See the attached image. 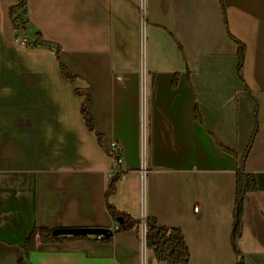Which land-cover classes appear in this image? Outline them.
I'll list each match as a JSON object with an SVG mask.
<instances>
[{
    "label": "crops",
    "instance_id": "crops-1",
    "mask_svg": "<svg viewBox=\"0 0 264 264\" xmlns=\"http://www.w3.org/2000/svg\"><path fill=\"white\" fill-rule=\"evenodd\" d=\"M16 1L0 0V264L36 225L114 232L40 243L32 264H165L141 227L116 232L107 203L180 227L188 264H238L241 167L256 188L235 242L243 264H264V0H27L25 38L52 48L15 38Z\"/></svg>",
    "mask_w": 264,
    "mask_h": 264
},
{
    "label": "trees",
    "instance_id": "trees-1",
    "mask_svg": "<svg viewBox=\"0 0 264 264\" xmlns=\"http://www.w3.org/2000/svg\"><path fill=\"white\" fill-rule=\"evenodd\" d=\"M27 12V0H17L15 4L10 7L9 14L12 18L15 28H21L26 31V23L24 14ZM26 40V39H25ZM24 40V41H25ZM27 42V40L25 41ZM28 45L42 46L47 44L52 48L47 41L37 39L34 42L28 41ZM240 62L238 65V74L244 79V46L240 44L239 47ZM60 68L62 73L73 79L74 75L68 71L63 62L60 61ZM89 101L86 98L82 104L81 111L84 116L87 127L95 131L99 140L101 139L100 133L96 130L95 122L92 115L87 111L85 104ZM196 118L202 123V118L198 108L195 110ZM225 151L235 154L229 148L222 147ZM246 154V153H245ZM119 174H115L110 184L107 194L114 192L115 182L119 178ZM256 188V179L253 173L241 167L236 174V192H235V206L233 211V245L238 255V264H243L244 258L237 248L236 238L241 232V222L244 209V196L246 192ZM107 208L112 219L117 223L116 232L126 230L139 231L141 223L144 221L146 225L145 241L147 248L154 252L158 261L165 264H188L190 258V250L185 241L184 233L180 227L173 225L161 224L153 216H146L144 219L141 217L136 218L126 211L117 209L114 205L107 203ZM80 238H89L88 235H70V236H55L52 234V228L47 226L36 225L30 235L27 237L23 244V255L17 264H32L29 258L30 252L36 250L40 243H48L54 241L74 240ZM94 240H107L111 241L112 236L109 237H94Z\"/></svg>",
    "mask_w": 264,
    "mask_h": 264
},
{
    "label": "water",
    "instance_id": "water-1",
    "mask_svg": "<svg viewBox=\"0 0 264 264\" xmlns=\"http://www.w3.org/2000/svg\"><path fill=\"white\" fill-rule=\"evenodd\" d=\"M111 227L87 226V227H57L52 229L55 236L70 235H96L97 237H109L113 235Z\"/></svg>",
    "mask_w": 264,
    "mask_h": 264
},
{
    "label": "built area",
    "instance_id": "built-area-1",
    "mask_svg": "<svg viewBox=\"0 0 264 264\" xmlns=\"http://www.w3.org/2000/svg\"><path fill=\"white\" fill-rule=\"evenodd\" d=\"M112 156L114 157V167L118 168L119 165H121V163L123 162V157L120 148L115 141L113 142ZM145 217L146 216H142L141 218L144 219ZM141 228L143 229V233L145 234L146 225L144 221L141 223Z\"/></svg>",
    "mask_w": 264,
    "mask_h": 264
},
{
    "label": "rangeland",
    "instance_id": "rangeland-1",
    "mask_svg": "<svg viewBox=\"0 0 264 264\" xmlns=\"http://www.w3.org/2000/svg\"><path fill=\"white\" fill-rule=\"evenodd\" d=\"M10 19H11V21H12V18H11V16H10ZM12 29L13 30H21V32H17L16 33V37L15 38H21V40L22 39H26L27 40V42H22V43H28V39L27 38H25L26 37V34H25V31L23 30V29H21V28H15V26L13 25V22H12ZM25 40V41H26ZM28 45V44H27ZM3 50H4V47L2 48ZM5 53H8V51L6 50L5 51ZM5 58V61L3 60V59H0V65H5L6 64V60H7V57H4ZM68 69V68H67ZM68 71H70L69 69H68ZM67 77V76H66ZM69 78V77H68ZM69 79H71V78H69ZM190 250V249H189ZM236 252V251H235ZM190 259V258H189ZM202 263H199V264H210L211 262H209V260L207 259V260H203V261H201ZM207 262H209V263H207Z\"/></svg>",
    "mask_w": 264,
    "mask_h": 264
}]
</instances>
